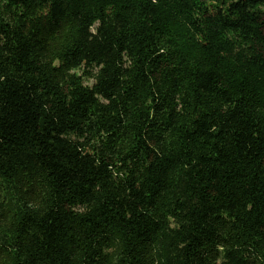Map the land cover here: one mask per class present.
Returning <instances> with one entry per match:
<instances>
[{
  "label": "trees",
  "instance_id": "obj_1",
  "mask_svg": "<svg viewBox=\"0 0 264 264\" xmlns=\"http://www.w3.org/2000/svg\"><path fill=\"white\" fill-rule=\"evenodd\" d=\"M256 2L0 0V264H264Z\"/></svg>",
  "mask_w": 264,
  "mask_h": 264
},
{
  "label": "rangeland",
  "instance_id": "obj_2",
  "mask_svg": "<svg viewBox=\"0 0 264 264\" xmlns=\"http://www.w3.org/2000/svg\"><path fill=\"white\" fill-rule=\"evenodd\" d=\"M244 1H246V0H242V2H244ZM253 4H256L257 2H256V0H250ZM69 73L71 74V73H73V74H76V75H78V76H81L82 74H81V72L80 71H77V70H73V71H69ZM61 79L62 80H58V81H53L54 83H59V84H62L63 83V81L64 80H66V76H64V73L62 74V76H61ZM83 82L85 83V84H90V79H87V78H83ZM23 177H25V176H23ZM22 191L24 190V192L25 193H29V192H31V188H26V189H23V184H22Z\"/></svg>",
  "mask_w": 264,
  "mask_h": 264
}]
</instances>
